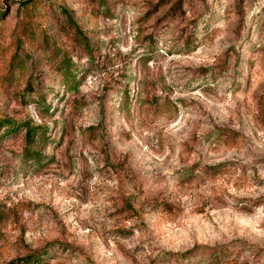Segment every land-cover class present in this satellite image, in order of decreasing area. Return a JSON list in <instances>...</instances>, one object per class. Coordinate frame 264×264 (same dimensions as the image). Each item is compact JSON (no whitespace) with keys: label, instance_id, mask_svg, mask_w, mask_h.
<instances>
[{"label":"rangeland","instance_id":"1","mask_svg":"<svg viewBox=\"0 0 264 264\" xmlns=\"http://www.w3.org/2000/svg\"><path fill=\"white\" fill-rule=\"evenodd\" d=\"M6 121L0 264H264V0H0Z\"/></svg>","mask_w":264,"mask_h":264},{"label":"trees","instance_id":"2","mask_svg":"<svg viewBox=\"0 0 264 264\" xmlns=\"http://www.w3.org/2000/svg\"><path fill=\"white\" fill-rule=\"evenodd\" d=\"M11 124L10 122H0V127H4L6 125H9ZM22 127L24 129V140H25V143L30 147V145L32 143H34L35 139H36V136H37V133L39 131H42L41 128L39 127H32L30 126L29 124H22ZM28 261V260H26Z\"/></svg>","mask_w":264,"mask_h":264}]
</instances>
